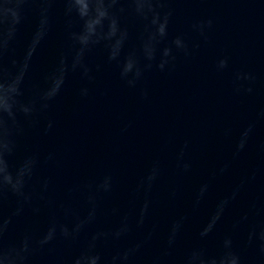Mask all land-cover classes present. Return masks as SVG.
<instances>
[{
	"label": "clouds",
	"instance_id": "obj_1",
	"mask_svg": "<svg viewBox=\"0 0 264 264\" xmlns=\"http://www.w3.org/2000/svg\"><path fill=\"white\" fill-rule=\"evenodd\" d=\"M166 3L167 0H0V264H34L38 254L55 252L57 242L73 252L67 260L57 256L54 264H264V205L255 197L232 219L230 228L217 242L209 243L241 195L256 182V169L217 197L208 223L187 244L186 214L174 217L163 234L157 225L149 227L153 211L149 194L163 171L159 159L153 160L138 179L131 207L127 211L112 207L111 220L105 219L109 212L102 206V201L116 189L111 173L69 188L70 195L83 197V213L70 203H58L51 197L50 177L38 181L39 192L33 187L42 161L54 163L56 154L48 152L42 157L38 150H25L23 144L32 130L41 129L42 121H46L42 134L52 132L54 121L47 118L48 113L65 90L70 74H78L89 82L94 79L87 59L94 49L103 46L107 61L116 63L121 80L133 88L154 67L165 71L175 61L177 52L191 54L182 36L160 47L168 39L172 16L171 9L164 10ZM58 4L62 5L68 50L61 51L55 65L45 74L43 86L34 85L29 90V73L53 30ZM127 16L140 21L143 27L138 36L139 49L122 57L130 39L129 28L122 24ZM29 23L31 31L25 37L24 29ZM212 26L213 20L207 19L194 23L192 28L207 41ZM216 68H228V58L218 59ZM255 79L251 72H236L234 92L252 94ZM79 95L87 97L89 89L81 87ZM255 130L256 121L246 124L235 142L233 159L247 150ZM188 151L189 142L185 141L175 157L176 169L183 175L193 170ZM230 167V161L223 162L195 187L193 211L207 202L213 181L227 175ZM141 194L143 199L138 200ZM168 195L175 200L178 192L173 188ZM45 209L49 215L42 230L24 223L27 217L39 216ZM157 241L159 247L153 250ZM249 249L253 253L250 256L246 254Z\"/></svg>",
	"mask_w": 264,
	"mask_h": 264
}]
</instances>
